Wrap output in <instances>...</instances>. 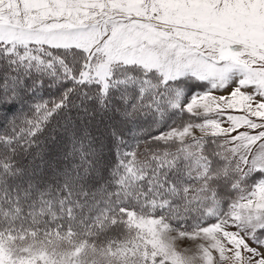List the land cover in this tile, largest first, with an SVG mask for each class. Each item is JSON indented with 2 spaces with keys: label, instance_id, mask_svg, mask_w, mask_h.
I'll list each match as a JSON object with an SVG mask.
<instances>
[{
  "label": "snow or ice",
  "instance_id": "6c2138e0",
  "mask_svg": "<svg viewBox=\"0 0 264 264\" xmlns=\"http://www.w3.org/2000/svg\"><path fill=\"white\" fill-rule=\"evenodd\" d=\"M0 264H264V0H0Z\"/></svg>",
  "mask_w": 264,
  "mask_h": 264
},
{
  "label": "rangeland",
  "instance_id": "374dc122",
  "mask_svg": "<svg viewBox=\"0 0 264 264\" xmlns=\"http://www.w3.org/2000/svg\"><path fill=\"white\" fill-rule=\"evenodd\" d=\"M196 91V90H193ZM177 246L181 249L186 248V247H192V242L190 241H181L177 243Z\"/></svg>",
  "mask_w": 264,
  "mask_h": 264
},
{
  "label": "trees",
  "instance_id": "16d2710c",
  "mask_svg": "<svg viewBox=\"0 0 264 264\" xmlns=\"http://www.w3.org/2000/svg\"><path fill=\"white\" fill-rule=\"evenodd\" d=\"M193 90H196V89H193Z\"/></svg>",
  "mask_w": 264,
  "mask_h": 264
}]
</instances>
